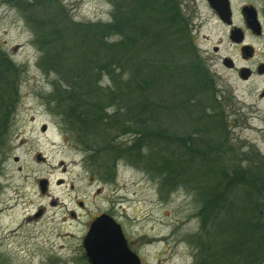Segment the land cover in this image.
<instances>
[{
    "label": "rangeland",
    "instance_id": "obj_1",
    "mask_svg": "<svg viewBox=\"0 0 264 264\" xmlns=\"http://www.w3.org/2000/svg\"><path fill=\"white\" fill-rule=\"evenodd\" d=\"M147 1L136 8L134 0H0V264H89L83 245L89 220L115 202L128 245L142 264H220L228 253L224 249L220 254L228 236L211 252L202 247L200 190L205 187L218 194L219 203L226 197L229 233L235 223L240 229L244 225L241 243L251 239L259 246L256 264H264V76L245 80L222 60L228 56L238 67L264 61V34L245 33V42L257 51L248 62L207 0H179L181 42L199 56L194 59L206 87L187 98L167 94L162 78L157 84L155 78L142 74L141 79L134 72L131 79L135 63L130 64L133 69L110 67L95 73L92 64L106 56L101 45L144 42L155 15ZM247 2L261 9L264 22V0H232L235 22L242 25L239 8ZM42 7L47 10L39 18L36 10ZM56 24L65 35L57 34ZM170 35L175 34L165 31L162 37ZM57 45L66 46L67 54L58 52ZM88 53L94 54L89 68L95 74L85 72L98 85L104 121L100 134L113 151L109 157L100 154L103 145L89 140L79 122L86 117L85 108L72 114L64 97L68 79L79 83L81 75L73 74L67 57ZM160 57L166 59L163 65L169 63L162 73L169 77L164 83L171 87L175 76L186 79L184 70L193 60L186 48L168 59ZM175 98H186L185 113L179 114L174 105L156 104L157 99L172 103ZM76 104L88 105L84 99ZM148 107L156 116L164 112L163 119L165 112L171 113L166 126L170 139L180 145L177 155L184 167L176 169L184 176L155 172L135 152L138 132L131 112ZM196 166L209 171L203 174ZM43 178L50 180L47 193L40 184ZM114 188L122 200L113 203L109 198ZM54 200L64 206H54ZM79 201L85 208H79ZM231 205L236 207L231 210ZM66 206H73L78 217L69 218ZM43 208L42 216L34 217Z\"/></svg>",
    "mask_w": 264,
    "mask_h": 264
},
{
    "label": "trees",
    "instance_id": "obj_2",
    "mask_svg": "<svg viewBox=\"0 0 264 264\" xmlns=\"http://www.w3.org/2000/svg\"><path fill=\"white\" fill-rule=\"evenodd\" d=\"M142 1L143 0H134L136 8L143 7ZM147 2L149 3V5H146V7L149 6V8L152 9L155 15L153 16V21L150 26L151 30L149 29L148 34L145 33L146 36L144 42L137 45H115L114 43H111L109 45H101L103 53L106 52V56L102 54L101 58L103 59V62H98L96 60L92 64L96 69L95 73H98L97 69L105 70L110 67H119L122 68V71L126 69H133L132 66H134L135 63L136 67L131 73V79H134V72H137L138 77L141 79H143L142 74L152 80L155 78L154 82H156L157 84H159L158 79L162 78L163 85H165V87L167 86L166 88L169 90L167 91V89L164 88V92L174 95L179 93L177 95H182V97L187 98L189 94H192L193 90L200 89L202 85L206 87L208 85V82L206 79H204L205 77L203 75L204 72L202 68L194 59L199 56L188 48V42H181V40L185 39V37L182 30L184 29V25H180V18L183 17L179 10V0H148ZM43 5L44 4L42 3V6ZM43 9L47 10L43 7L36 10L37 17L43 18L44 15L41 13ZM157 18H159V20H157ZM154 24H156V26ZM56 26L58 27V24H56ZM62 28L68 30L69 27L65 25ZM141 29L143 30V32H146L145 29ZM176 30L178 32H176ZM165 31H173L175 35H170L169 37L164 38L162 37V34ZM63 32L64 31H60L58 27L57 34H64ZM173 36H176L178 40L177 42L173 38ZM59 37L62 38L63 36ZM180 45H185V47H181ZM58 46H60L58 48V52H61L63 55H65L64 53L67 54L65 48L66 46L57 45L56 47ZM185 48L189 53V56L193 57V60L189 61L187 69L184 70V76L186 77V79H184L183 77L181 78V76H175L173 79L170 78L171 83L173 84L171 87H169L168 83H164L167 81V79L165 78L167 76L162 74L163 70H165L164 66L167 65V67H169V63L163 65L165 64L164 62H166V59H162L160 55L162 54L168 59L169 55L174 56V53L184 51ZM55 56L56 54L54 55V57ZM93 56L94 54L91 55L90 53H88L87 55H83V57L80 56L79 59H76L77 57L75 55H73V57H67L69 59L68 65H72L71 71L73 72V74H76V76L78 77L77 72H81V75H79V83L76 82L77 78H75L74 80L68 79V85H70V89L64 91V93H66L64 97H66L69 102V110L72 114L77 112L76 110L78 107L85 108L86 117L80 118L79 122L82 123L83 128L87 132L88 139L93 140L95 144L100 143L101 145H103V148H108V139H106V135L100 134V131L102 129L101 126H103L104 121L102 119V111L100 109V106L97 105V101L100 100L98 85L94 84V79H90V76L92 74H95L94 72H91L89 68L91 63L89 61L95 59V57L93 58ZM181 63H183V60H181ZM64 64V67L66 66V70L68 66L67 62L64 61ZM62 67L63 66H61V68ZM73 67L78 71L72 70ZM206 70L208 71V69ZM85 71L90 72V76ZM139 72H141L140 75ZM76 76L74 75V77ZM187 77L192 78L193 81L188 80ZM208 77L209 76H207V78ZM176 82L181 83V85L176 84ZM186 86H188V90ZM73 89L74 91H72ZM93 93H96V96ZM186 98H175L176 101L172 103L170 101L168 102L167 100L162 101L160 99H157L156 104L164 102V105H169V108L171 107V105H174L179 111V114H181V112L185 113V111L188 110V106L185 105ZM83 99L84 103L88 105L77 106L76 103H82ZM178 104L180 106H178ZM149 109L152 108L148 107V109L146 110L136 109L131 112L132 114H134V119H132L134 121V130L138 132L137 143L139 148H135V152H137L139 158L143 159L145 161V164H147L148 167L153 168L155 172L162 171V173L165 172L166 174L175 172V174L180 177H182L181 175L184 176V172L181 169L179 171H177L176 169L179 165H181L180 167H184L181 163L180 157L177 155V150H179L180 145L177 141L170 139V130L168 131V127L166 126V123L170 122L171 113L165 112L166 115L164 118V122V119L162 117L164 112L160 117L156 116L157 113L155 109L154 111H151ZM172 112H174V110ZM167 114H169V118H167ZM175 132L176 131L172 128L171 133L175 135ZM103 148H100L101 155L105 154L107 157H109V155L113 154V151H111L110 148H108L107 151H104ZM144 148L147 149L145 150V153ZM208 164L210 166L211 163L208 161ZM196 170L200 172L203 171V174L209 171L208 169H203L201 171L200 166H198ZM188 173L193 175V173ZM188 173L185 176L186 178L189 176ZM192 177H194L193 179L195 180L197 179L195 174ZM237 183L238 180L233 183V189L235 187L237 188ZM200 191V200L204 203L202 210L203 229L205 231L204 239L202 241L203 250H208L209 252H211L217 246H221L224 243L223 241L226 235L231 239V241L230 244H228V238L225 239V248L223 245L220 254L223 253L224 249H226L228 253L224 252V256L222 258L224 260L220 264H256L258 258L257 251L259 246L258 248H256V246H254L256 244H254L251 239L245 242L247 243V245H243L244 243H241V239L243 236L242 229L244 231H247L246 228H244V225H242V229H240L241 227L237 223H235L233 228L234 231L230 230L229 233L226 217V214L228 212L227 204L224 205L226 197L219 203V198H217L218 194H215L212 188L205 187ZM236 205H231L230 209L232 210L234 207H236ZM232 224L229 225L231 226ZM227 230L228 232L226 234Z\"/></svg>",
    "mask_w": 264,
    "mask_h": 264
},
{
    "label": "water",
    "instance_id": "obj_3",
    "mask_svg": "<svg viewBox=\"0 0 264 264\" xmlns=\"http://www.w3.org/2000/svg\"><path fill=\"white\" fill-rule=\"evenodd\" d=\"M208 2L223 21L229 22L232 16L229 0H208ZM244 12L250 19L249 23L253 31L261 34L262 26L256 8L246 6ZM243 38L244 34L241 30H234L231 33V39L234 41L241 42ZM224 64L232 67V59L226 58ZM240 75L243 79H248V68H244ZM41 186L45 189V182L42 181ZM84 247L91 264H142L138 255L128 246L120 225L109 216H100L93 223L84 240Z\"/></svg>",
    "mask_w": 264,
    "mask_h": 264
},
{
    "label": "flooded vegetation",
    "instance_id": "obj_4",
    "mask_svg": "<svg viewBox=\"0 0 264 264\" xmlns=\"http://www.w3.org/2000/svg\"><path fill=\"white\" fill-rule=\"evenodd\" d=\"M183 1V0H181ZM208 2V1H207ZM230 6H231V10H232V16L231 18L229 19V22H225L221 19V17L218 15V12L216 10L215 13L217 14V16L219 17L220 21L224 24H226L229 28V30L231 31V33L234 31V30H241L244 34V38L241 42H238V41H234L230 38L231 42H232V45L236 46L237 48H239L241 50V55L243 57L244 60L246 61H253L255 58H256V54H257V51H256V48L255 46L252 44V43H249V42H245V33H248L250 35H253L254 37H261L263 36L264 34V22L261 21V16H260V13H261V9L258 8L255 4L253 3H244L240 8H239V11H240V15H241V20H242V25L240 24H237L235 22V17H234V9H233V4H232V0H230ZM246 6H253L254 8H256L257 12H258V20L260 21V24L262 26V30H261V34H257L253 31V29L250 27V19L248 18V15L244 12V8ZM216 52H218V49H215ZM225 58H230L228 56H223L222 57V60L224 62V59ZM212 64H215V58H209V60ZM233 61V60H232ZM211 67V66H210ZM244 68H248L249 70V77L247 80H250L252 77H254L255 75H261V76H264V61H260L257 63V65L255 66H250V65H243V66H240L238 67L236 65V62L233 61L232 62V68H228V69H231V70H237L239 72V75L241 74L242 70ZM262 95L264 96V91L262 93ZM45 160V158H44ZM42 179H40V182H41ZM43 182H45V189H42L43 193H47L49 192V187H50V180L48 178H43ZM59 184H61L63 182V180H59L58 181ZM48 184H49V187H48ZM101 192V191H100ZM114 198V199H113ZM112 199V202L114 203L115 199H121V197H118L117 198V191H116V188H114V194L112 195V198H109V200L111 201ZM120 202V205H121V201ZM52 204L54 206H64L63 204H61L60 201H57V200H54L52 202ZM78 206L79 208H85V204L83 201H79L78 202ZM61 207V206H60ZM66 215L69 216V218H71V216L73 218H75L76 216L78 217V215L76 214V211L75 209L73 208V206L71 207H68L66 206ZM117 203L115 202L110 208H108L107 210H104V211H100L98 212L97 214H95L90 220H89V223H88V227L86 229V233L85 235L87 236V234L90 232L91 230V227L93 225V223L100 217V216H109L110 218H112L118 225H120V227L122 228L123 232H125V228H124V225L122 223V221L120 220L121 217H120V214H121V211H119L117 209ZM122 208V206H121ZM43 211H44V208L43 209H40V211L35 214L34 217H40L42 216L43 214ZM125 234V233H124ZM86 236L84 237V239L86 238ZM84 239H83V242H84ZM84 245V244H83ZM84 258L88 261V258H87V255H86V252L84 253ZM89 262V261H88ZM90 264V263H89Z\"/></svg>",
    "mask_w": 264,
    "mask_h": 264
}]
</instances>
